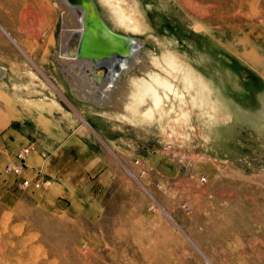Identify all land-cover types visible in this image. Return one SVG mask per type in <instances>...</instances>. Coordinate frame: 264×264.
Returning a JSON list of instances; mask_svg holds the SVG:
<instances>
[{"label":"rangeland","instance_id":"rangeland-1","mask_svg":"<svg viewBox=\"0 0 264 264\" xmlns=\"http://www.w3.org/2000/svg\"><path fill=\"white\" fill-rule=\"evenodd\" d=\"M54 2L0 0V119L62 106L66 131L89 135L129 178L93 220L27 195L10 205L0 185V264H264V0H95L110 27L142 41L143 63L117 89L133 87L107 108L59 70ZM148 84L177 106L171 120L146 108ZM148 154L175 165L171 179L151 173Z\"/></svg>","mask_w":264,"mask_h":264},{"label":"crops","instance_id":"crops-1","mask_svg":"<svg viewBox=\"0 0 264 264\" xmlns=\"http://www.w3.org/2000/svg\"><path fill=\"white\" fill-rule=\"evenodd\" d=\"M62 110L61 106L51 113L43 111L31 119L9 116L0 119V169L8 161H15L20 149H28L26 168L21 175L9 174L11 179H5L9 175L0 176H4L0 180L5 190L3 200L11 205L27 195L39 206L93 220L101 212L107 191L116 189L129 177L111 164L89 135H81L74 129L66 131L69 120ZM155 157V154L144 157L149 160L151 173L159 171L163 180L171 179L177 170L175 165ZM36 178L50 179L52 183L46 188L20 185ZM93 232L95 237L103 234Z\"/></svg>","mask_w":264,"mask_h":264},{"label":"bare ground","instance_id":"bare-ground-1","mask_svg":"<svg viewBox=\"0 0 264 264\" xmlns=\"http://www.w3.org/2000/svg\"><path fill=\"white\" fill-rule=\"evenodd\" d=\"M54 1H55L54 3L57 6L58 11L61 13V15H60L61 16V22H60V27L58 30V37H57L58 40H57V44L55 47L56 49H55V53H54V58H55L56 63L59 67V70L64 74V76L67 75L70 77V78L69 77L67 78L68 83L70 84L74 94L77 97H79L80 99H82L83 101L88 102V103L90 102L92 104H94V103L98 104L99 103L101 105V107H103V108H107L111 105H117L119 102V94H121V96H122L123 95L122 93H124L126 90H128L129 87L130 88L133 87L132 81L136 80L134 77H131V78H129L130 81L125 82V84H123L120 89L118 88L119 90L117 89V87H120L123 78L124 77L126 78L127 74H130L131 71L133 72L134 71L133 69L136 66H138L140 64V62H142L143 57H141V55H140V43H142V41L141 42L138 41L139 39L137 37L136 38L130 37V41H128V43L126 41H117V40L111 38L110 35L106 34L101 29L98 28L97 30H95V28H94L93 34L96 35V37L91 35L90 33L89 34L87 33V37H85L86 38L85 43L87 42V44H88V43H90V40H91L92 43H96L98 41V43H100V44L103 43L106 45H112V47H114V48H117V46L118 47L121 46V47H123V48H120L121 51H124L126 54L121 55V54L114 52L113 54H111L112 55L111 57H108V59H107L108 63H105V64L102 63L100 65L101 68H97V69H95V71H93L91 68L86 67L87 62L82 61V60H79V61H81V62H79L76 60L78 58L77 49L79 47V43L82 44V41L84 39H81V40L79 39V42L71 44L69 49H68L69 50L68 55L66 54L67 52H65V49L63 48L64 42L67 41V39L70 37L71 34H73L75 36H79L84 32V24H83L84 15L80 10H78L79 8H81L83 10V7H79V5H77L78 3H76V0H71V1H69V0H54ZM94 2H95V0H94ZM95 4H96V2H95ZM96 6H97V4H96ZM97 9H98V7H97ZM119 9H120V7H119ZM119 9L117 7L114 10L118 11ZM98 11H99L100 17L108 25V27L112 31L118 33L116 30H114L112 27H110V25L106 22V20L102 16V13L99 9H98ZM121 13H122V15H124L123 12H121ZM125 19H126L125 15H124V17L120 15V21L118 24H121V26H124L123 24H124ZM85 26H86V24H85ZM100 31L102 32V34L100 33ZM101 35L103 37H107V38L100 41ZM107 42H109V43H107ZM73 54H75V56H73ZM113 56L115 57L114 62L118 63L120 65V67H117V68L114 67V69L112 70L111 64H113V63L111 61L113 59ZM89 61H90V63H92V65L98 66V64L95 65L94 61H92V60H89ZM101 62H103V61L99 60L96 63H101ZM124 65H125V67H124L123 71H121L118 74V70L120 68L122 69V67ZM5 74H6L5 67L0 64V78H3V76ZM186 77H188V76H186ZM189 77H191V76H189ZM193 77H195V76H193ZM113 78H114V80H112ZM190 79L187 81L191 82ZM153 80L155 81V78ZM156 84H157L158 88H162L165 91H167V90L173 91L174 90L172 83H170L167 80L158 78ZM202 84H204V83H202ZM137 85H139V84H137ZM141 86H142V90H143L142 99L146 98L145 99V101H146L149 98L151 105H152V107L146 106V108L151 110V111L152 110H161L162 115H163L162 117L166 118L167 120H171L173 118L174 112H176L174 110H176L175 108H177V106L173 104L174 102H172L171 99L169 100L170 97L167 98V96L165 95L166 93H164L165 96L161 95L159 89H157V87H155L153 85L148 84L145 86H143V85H141ZM139 88H141V87H139ZM189 88H191V87H189ZM188 90H190V89H188ZM200 90L202 91L203 88L200 87ZM117 91L119 94H117V96H116ZM165 91H163V92H165ZM168 91H167V93H168ZM161 92H162V90H161ZM183 96L180 97V99L178 100L179 103H182L180 105V108H182L183 104H185V103H183V102H185V99ZM113 99H114V101H113ZM143 103L147 104V102H143ZM149 104H147V105H149ZM177 113H179V112H177ZM181 114H183V112ZM150 115H152V114H149V116Z\"/></svg>","mask_w":264,"mask_h":264},{"label":"water","instance_id":"water-1","mask_svg":"<svg viewBox=\"0 0 264 264\" xmlns=\"http://www.w3.org/2000/svg\"><path fill=\"white\" fill-rule=\"evenodd\" d=\"M69 1H71V0H69ZM76 3H78L77 5H79V7H83V10L81 8H79L78 10H80L83 13V15H84V22H83V24H84V32L81 35H79V36H75V35L71 34L70 37L67 39V41L64 42L63 48L65 49V52H67L66 54L68 55V53H69L68 49H69L71 44L79 42V39L80 40L84 39L82 41V44L79 43V47L77 49V56H78L79 59L77 58L76 60L77 61L82 60V61L87 62L86 63L87 66L86 67L91 68L93 71H95V69H97V68H101L100 65L102 63H104V64L108 63L107 62L108 57H111L112 56L111 54H113L114 52L118 53V54H121V55L122 54H126L124 51H121L120 48H123L121 46L120 47L117 46V48H114V47H112V45H106V44H103V43L100 44V43H98V41L96 43H92L91 40H90V43H88V44H87V42L85 43V40H86L85 37H87V33L88 34L90 33L91 35L96 37V35L93 34L94 28H95V30H97L98 28L101 29L106 34L110 35L111 38H113V39H115L117 41H126L128 43V41H130V36L124 35V34H119V33H116L114 31H112L108 27V25L102 20V18L100 17L99 11L97 9V6H96L94 0H76ZM85 24H86V26H85ZM100 33L102 34L101 31H100ZM105 38H107V37H103L101 35L100 41H102ZM109 42H107V43H109ZM73 56H75V54H73ZM114 59H115V57L113 56V59L111 61L113 63V64H111V69L112 70L114 69V67H116V68L120 67V65L118 63L114 62ZM89 60L94 61L95 65L98 64V66L92 65V63H90ZM99 60H102L103 62L96 63ZM79 62H81V61H79ZM124 67H125V65L122 67V69L120 68L118 70V74L121 71H123ZM65 76H66L65 77L66 79L69 77L67 75H65ZM112 80H114V78Z\"/></svg>","mask_w":264,"mask_h":264},{"label":"built area","instance_id":"built-area-1","mask_svg":"<svg viewBox=\"0 0 264 264\" xmlns=\"http://www.w3.org/2000/svg\"><path fill=\"white\" fill-rule=\"evenodd\" d=\"M28 154V149L27 148H23L20 149L17 153H16V160L15 161H8L6 163V165L0 169V176L1 175H9L12 174L14 176H19L21 175V173L25 170L26 168V157ZM44 155V154H43ZM139 160L136 159L135 163H138ZM141 175L144 174V172L140 173ZM201 181L205 182L206 178L205 177H201ZM52 181L50 179H44V178H36L32 181H27V182H22V184H20L22 187H27L29 185H32L34 187H41V186H45V185H49L51 184ZM184 207L188 205H183Z\"/></svg>","mask_w":264,"mask_h":264}]
</instances>
